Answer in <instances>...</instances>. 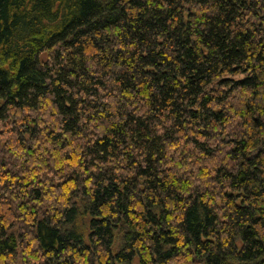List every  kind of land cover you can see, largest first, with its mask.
I'll list each match as a JSON object with an SVG mask.
<instances>
[{"label":"trees","instance_id":"1","mask_svg":"<svg viewBox=\"0 0 264 264\" xmlns=\"http://www.w3.org/2000/svg\"><path fill=\"white\" fill-rule=\"evenodd\" d=\"M264 264V0H0V264Z\"/></svg>","mask_w":264,"mask_h":264},{"label":"rangeland","instance_id":"2","mask_svg":"<svg viewBox=\"0 0 264 264\" xmlns=\"http://www.w3.org/2000/svg\"><path fill=\"white\" fill-rule=\"evenodd\" d=\"M132 264H139V263H138V258H136V259L133 261Z\"/></svg>","mask_w":264,"mask_h":264}]
</instances>
